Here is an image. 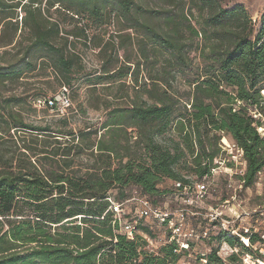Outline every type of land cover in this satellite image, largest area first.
<instances>
[{
    "label": "trees",
    "instance_id": "obj_1",
    "mask_svg": "<svg viewBox=\"0 0 264 264\" xmlns=\"http://www.w3.org/2000/svg\"><path fill=\"white\" fill-rule=\"evenodd\" d=\"M224 1H46L48 9L66 2L64 12L90 18L98 26L106 20L101 9L111 4L108 14L118 19L116 32L132 31L135 43L130 33L117 35V45L101 44L97 36L90 41L99 49L98 58L106 61L104 77L118 88H130L134 96L129 99L127 90L118 89L113 96L124 106L104 103L100 129L86 127L75 133L61 130L68 124L67 115L59 117L56 129L23 120V105L34 111V100L46 97L44 93L32 89L30 95L7 98L0 93V264H177L186 251L175 254L177 247L170 243L150 252L143 236L128 239L119 232L108 207L131 199L127 190L132 187L158 206L174 192V183L191 185L209 177L225 137L243 151L245 171L237 179L250 188L264 169V140L249 115L256 106L264 116V11L255 22L242 6L222 7ZM41 3L0 0V49H16L22 29L28 32L22 63L0 66V87L35 70V53L45 49L56 55L60 87L70 88L63 74L70 72L73 59L54 47L59 24L44 15ZM17 10L22 13L19 20ZM84 31L66 34L86 40ZM67 42L64 46L70 50ZM191 50L204 65L188 81L191 91L181 100L172 82L176 75L194 71ZM73 58L80 62V57ZM128 75L131 83L126 85L122 78ZM171 133L176 138L169 137ZM166 180L172 189L161 190ZM77 219L80 224H74ZM153 222L168 236L165 222ZM137 227L154 238L148 225ZM213 238L217 246L211 247L206 264H223L217 255L222 240L243 248L238 238L225 232ZM236 260L231 255L227 263Z\"/></svg>",
    "mask_w": 264,
    "mask_h": 264
},
{
    "label": "rangeland",
    "instance_id": "obj_2",
    "mask_svg": "<svg viewBox=\"0 0 264 264\" xmlns=\"http://www.w3.org/2000/svg\"><path fill=\"white\" fill-rule=\"evenodd\" d=\"M46 1L47 0H42L41 3V8L44 10V15L49 17L52 22H57L59 24L58 26L60 30V34L53 42V45L54 47L62 49V53L66 58L72 57L73 59L70 72L63 74V76L68 78L70 81L68 86L71 88L72 106L69 109L70 111L68 110L66 116L68 117V124L67 126L61 128V130H71L75 133L79 130L82 131L86 127L99 130L105 119V111L103 106L104 103H107L108 105L119 104L124 106L123 100L115 99L113 96L118 89L127 90L129 99H132L134 94L130 88H118L116 83L108 80V77H104L102 71L106 61H102L100 58H98L97 53L99 49L93 47L90 39L93 36H97L99 39L101 38V44L112 41L117 45L119 42L117 35L123 36L126 33H130L133 36L132 42L135 43L134 33L132 31H126L125 33L116 32V27L119 26L117 25L118 19L112 13L111 15L108 14V12H110L112 9L111 4L106 5V7H103L104 9H101V13L106 16V20H104L105 25L103 24L98 26L97 23H95L90 18L89 20L82 19L79 16H74V18H72L62 9V7L67 5L66 2H61V4L57 3L55 4V7L48 9L49 5L46 3ZM156 4L159 7L163 6V4L160 3ZM234 6H242L252 21L256 22L264 11V0H225L222 3V7L227 9ZM46 8L48 12H46ZM17 11L19 20L22 13L19 10ZM78 28L85 30L84 33L87 35L85 38L86 40L83 38L76 39L75 37H71L66 34L76 31ZM27 33L28 32L26 29H22V34L17 38V41L20 42V45L19 47H16V49H0V66L7 67L22 63V49L28 45V42L25 41V38H28ZM66 39L68 40L67 44H69L70 50L67 48V46L66 48L64 46ZM120 53L119 56L121 55ZM35 56L38 57L36 60L37 66L35 70L28 72L27 74H22L19 80L15 83L7 82L5 83V87H0V93L4 98H7L11 95L16 97L30 95L33 92L32 89L38 90L40 93H44L48 97L59 89L61 86L59 79H62V75L54 67L56 55L53 52L43 49L36 52ZM73 56L80 57V62L78 59L73 58ZM189 61L191 62L192 67H194V71L183 76L176 75L175 80L172 82L173 93L177 99L184 100L187 97L191 91V89L188 87V81L194 80L197 74H200V69L204 65L202 59L194 50L190 51ZM113 64L114 63L111 62V65ZM122 81L125 82L126 85H129L131 83V78L128 75L126 78H122ZM143 99H145V97H143ZM125 105H130V103H126ZM94 107H96L97 110H94ZM23 108L25 110L22 112V117L25 122L39 126H44L47 124L53 129L58 128L56 126L59 125L58 122L61 118L55 114L35 107V110L32 111L26 105H23ZM27 109L28 111H26ZM128 133L136 135V131L133 129H128ZM168 136L176 138L174 133H171L170 135L168 134ZM134 139L135 138H132V140ZM224 139L228 140V142H231L229 139H227V137ZM60 140H66V138H60ZM220 145L223 146L221 141ZM223 151L224 150L221 148V155L219 159L215 161L216 165L220 161L223 162V165H221L218 171H216L210 177L207 194L200 202L195 203L194 208L189 207L187 209L188 213L186 216L185 228L194 232L206 230L210 235V239L204 242L198 241L196 239L193 241L191 240V248L188 250L186 257H180L177 264H204L199 260L200 254L204 253L207 256L211 250V247L217 246V243L212 242L214 239L213 234L216 233L217 228L208 224L205 218V215H208L209 213V209L222 210L224 217L230 220H232L235 213L236 215L240 213H246L247 216H243L241 220H237V224L234 226L238 227L240 232L242 229H248L249 232H251L252 229L256 231L262 227V223L256 220L258 215L255 216L254 214L256 211H260V215L264 216V169L254 180L250 188L238 189L237 176L240 175L238 174L240 166L234 164L232 158ZM85 160L86 157L83 156V161L85 162ZM228 168H232V174L229 172L230 170H228ZM190 178L195 181L194 176ZM159 186L161 190L172 189V184L168 180ZM129 191L130 195L132 196L131 198H139V196H143L134 187L129 188L127 192ZM232 195L236 197L235 201L230 202L228 205L223 204V201L229 200ZM173 198L174 197L172 196H166L162 202L158 203V206L169 211L184 207L178 202L177 199ZM140 207L141 204H138V202H129L125 204V213H127L128 218L133 219V221H137V224L148 225L150 228L149 230L154 232V238L151 240L146 235H144L141 230H138V227L136 228V235L143 236L145 241H147L146 249H148L150 252H156L161 247L166 246L171 242L167 241L168 236L165 229L156 225L152 219L146 220L139 219L137 217L136 212L139 211ZM193 212L195 213L193 214ZM74 224H80V220L77 219ZM230 248H233V246H230L222 240L218 249L219 254L223 259L226 260L228 255H230ZM237 248L238 254H236L237 260L235 264H242L240 261L241 246H237ZM197 257L198 261L196 260Z\"/></svg>",
    "mask_w": 264,
    "mask_h": 264
},
{
    "label": "built area",
    "instance_id": "obj_3",
    "mask_svg": "<svg viewBox=\"0 0 264 264\" xmlns=\"http://www.w3.org/2000/svg\"><path fill=\"white\" fill-rule=\"evenodd\" d=\"M260 95L262 96V102L260 103V106H262L264 105V89L260 91ZM237 104L240 105L241 102H237ZM33 106L38 109H46L48 112L55 114L58 117L65 116L72 106L71 90L66 86H62L54 94L48 97L46 96L36 98L33 102ZM249 115L254 120V126L256 128L257 134L261 139L264 140L263 114L259 112L256 106H253L249 109ZM256 123L259 124L256 125ZM220 141L223 144V146L220 145V148L224 150L223 152H226L227 155L232 158L234 164L240 166V170L238 172L240 175L238 176H243L245 171L243 151L233 142H228V140L224 138H222ZM225 141L227 143H225ZM221 165H223V162H218L216 167L211 169L210 176L204 177L200 182H195L191 185H183L180 182L174 183V192L171 193L170 196L177 199L178 202L184 206L183 208H177L173 211L165 210L161 207L152 205L147 197L139 196V198H131L124 203L110 204L108 210L113 215V224H117L119 227V232L126 235L128 239H133V237L136 235V228L139 224H137V221H133V219L128 218L127 213H125V204L129 202H138V204H141V207L139 211L136 212L137 217L139 219L146 220L152 219L153 221H157L159 224L165 222L168 231L167 241L174 243L177 247L174 250V253L179 254L182 251L188 252V250L191 248V240L193 241L196 239L198 241L204 242L210 239V235L206 230L194 232L185 228L186 216L188 213L187 209L189 207L194 208L195 203L200 202L207 194L209 179L216 171H218ZM228 170H230L229 172L232 174V168H228ZM243 184V181L238 180L237 188L244 189ZM235 198L236 197L232 195L229 200L223 201V204L228 205L230 202L235 201ZM208 212V215H205L206 222L217 228L216 233L213 235H217L220 232H225L228 237L238 238L240 244L243 245V248H241V250L239 249L241 251L240 261L242 264H264V216L260 215V211H256L254 215H258L256 220L262 223V227L256 231L252 229L251 232H249L248 229H242L240 232L238 227H234L237 224V220H241L243 216H247L246 213H240L238 215L235 213L232 220H230L224 217L223 211L220 209H209ZM194 213L195 212H193V214ZM254 235L255 241L251 242V237ZM230 252L231 253L228 255V257L238 254L237 246L230 248ZM217 255L223 261V264H229L227 263L228 257L226 260L223 259L220 256L219 251L217 252ZM199 260L206 264V255L201 253Z\"/></svg>",
    "mask_w": 264,
    "mask_h": 264
},
{
    "label": "bare ground",
    "instance_id": "obj_4",
    "mask_svg": "<svg viewBox=\"0 0 264 264\" xmlns=\"http://www.w3.org/2000/svg\"><path fill=\"white\" fill-rule=\"evenodd\" d=\"M225 143H227V142L225 141Z\"/></svg>",
    "mask_w": 264,
    "mask_h": 264
},
{
    "label": "crops",
    "instance_id": "obj_5",
    "mask_svg": "<svg viewBox=\"0 0 264 264\" xmlns=\"http://www.w3.org/2000/svg\"><path fill=\"white\" fill-rule=\"evenodd\" d=\"M56 92V91H55Z\"/></svg>",
    "mask_w": 264,
    "mask_h": 264
}]
</instances>
